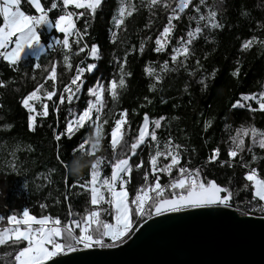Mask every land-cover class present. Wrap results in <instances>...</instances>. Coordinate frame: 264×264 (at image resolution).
<instances>
[{"label":"snow or ice","instance_id":"1","mask_svg":"<svg viewBox=\"0 0 264 264\" xmlns=\"http://www.w3.org/2000/svg\"><path fill=\"white\" fill-rule=\"evenodd\" d=\"M106 2L107 0H27V4L35 9L36 14L22 10V0H3L0 4V17L3 18L0 24V58L12 72L21 70V61L26 53L44 52L43 29H48L54 34V41L48 43L47 48L55 50L59 45L65 69L71 72L75 68L69 82L64 83L60 80L62 73L57 72L56 62L49 61L50 68H44L41 64L35 65V68H43L47 75L44 78L45 83H38L34 90L20 100L21 107L28 113V130L35 132L38 126L37 117L47 118L50 109L58 116L62 105H71L75 100H79V93L89 79L85 73L93 74L94 80L87 86L86 92L88 97L94 99H86V106L80 111L69 107L67 112L70 119L65 120L62 130L53 129V137L56 141H61L62 137L71 140L76 131L85 129L89 133L88 137L78 148H74L73 152L84 151L85 145L90 144L91 151L87 154L95 157L90 166V179H84L83 183L78 185L90 193L83 212H74L72 204L69 203L67 215L63 219L44 214L37 217L30 214L27 208L22 214L10 211L9 214L0 215V222H6L0 225V248L4 250L0 255L2 264H64L58 257L65 252H75L78 248H113L124 244L131 238L136 226L144 222L146 217L151 219L153 216L189 209H233L238 193L231 187L232 178L229 177L228 183L223 185L215 178H209L205 170L208 165L213 164L219 168L234 169L238 166L245 169L243 180L246 183L243 184L242 190L251 189V198L245 197V207L238 210L245 216L255 211L264 213V175L258 168L260 162L264 161V156L253 152L256 147L264 150V130L252 125L241 126L235 130V136H229L231 144L226 151L227 159L221 158V149L217 145L211 150L207 160L196 167L191 162L181 164V145L174 143L171 136L165 139L161 146V138L156 130L162 128L161 121L165 120L164 116L150 120L149 114L144 113L142 123L137 129H132L127 109L119 112V118L113 117V109L103 112L109 102L106 96L111 98L115 106L121 90L127 86L126 77L132 76L131 71L126 70L127 53L117 62L118 78L113 76L106 83L102 82L101 77L94 76V70L98 68L96 63L85 64L88 57L93 60L101 58L97 43L92 42L89 46L84 38L88 36V29L98 14L103 12ZM141 5L150 14L155 13L157 9H163L166 13V23L156 35L155 47L152 49L156 53H170V61L165 60L160 65L162 73L176 71L179 67L187 71L191 67L187 61L194 57L190 46L196 37L206 29L225 28L221 19L226 11V0H141ZM54 10L56 14L52 17L50 13ZM139 10L140 7L133 3V0H120L118 16L112 17L114 27L121 28L126 17H132ZM240 15H250L243 3L240 5ZM81 20L82 26L78 27ZM193 21L196 25L194 30L191 29ZM150 24L151 21L145 27ZM259 27L264 29V23ZM185 29L187 38L182 34ZM174 30L181 32V35L173 46ZM55 34H62V38ZM111 40L113 43L117 41L116 32H112ZM254 43L264 48V39L253 35L243 41L241 51L251 49ZM73 45L76 46L75 49ZM145 47L146 41L142 40L139 45L141 53ZM81 53H85V56H81ZM73 57L79 59L75 65L72 63ZM170 62L177 67L170 68ZM195 64L197 68L189 72L190 76L203 69L200 59H196ZM144 71L149 76H155L156 83H160L162 77L155 74L153 68H145ZM216 75L217 69H213L197 83L201 85L202 90H206L209 87L208 79L214 82ZM230 75L239 78L241 68H234ZM48 81H51L50 90L45 87ZM8 86L7 80L0 79V89H7ZM155 87V84H150L149 91L155 90ZM261 88L264 89V83ZM144 99L148 100V97ZM250 101H255L258 107H253ZM36 102H39V109L35 106ZM148 102L151 103L150 100ZM230 107L236 110L246 109L250 113H264V90L259 93H242ZM0 108H3L2 104ZM133 113L135 114V110ZM105 125L110 126V133L106 131ZM203 125L204 131H207L212 126V120H204ZM11 128V124L3 125L5 132H10ZM225 128L229 126L225 125ZM106 135H110L108 144L112 155L109 162L105 163V167L110 163V175L102 176V160L96 157V152L100 150ZM245 137L251 139L250 144H246ZM21 150L20 145L16 144L10 154L15 157L16 152ZM144 154L147 159H144ZM246 155H250L251 159H245ZM55 159L60 165H64L59 153ZM9 163L12 172L17 171L15 163ZM79 167L77 161L73 171H78ZM133 169L136 170L135 177L132 175ZM162 176L168 177L166 183L161 182ZM133 179L137 180L136 185H133ZM67 180L68 177H65L66 182ZM72 187L76 185L66 183V188ZM69 195L79 196L80 193L66 191L65 202L69 200ZM40 208L45 209L46 205L40 204Z\"/></svg>","mask_w":264,"mask_h":264},{"label":"trees","instance_id":"2","mask_svg":"<svg viewBox=\"0 0 264 264\" xmlns=\"http://www.w3.org/2000/svg\"><path fill=\"white\" fill-rule=\"evenodd\" d=\"M133 3L140 7L139 12L134 13L132 17H126L124 25L117 29L114 27L112 17L118 14L120 0H107L103 12L98 14L88 29V36L84 38L89 46L95 42L101 50L99 60L88 57L85 64L96 63L98 68L94 70V76L101 77L104 83L113 76L118 78L117 62L127 53L126 70L131 71L132 76L126 77L127 86L121 90L115 106L111 98L106 96L109 102L103 112L113 109V117L119 118V112L127 109L132 129H137L142 123L144 113L149 114L150 120L164 116L165 120L161 121L162 128L156 130L161 138V146L164 140L171 136L174 143L181 145L180 151L183 153L181 164L191 162L196 167L207 160L211 150L217 145L221 149V158L227 159L226 151L231 144L229 136H234L235 130L241 126L252 125L259 130H264V113L259 111L250 113L246 109L236 110L230 107L240 94L255 93L262 89L261 84L264 83V48L254 43L251 49L241 51L243 41L253 35L258 39H264V29L259 27L261 23H264V0H226V11L221 19L225 28L206 29L196 37L190 46L194 51V57L187 61L191 65L187 71L179 67L176 71L163 73L160 71V65L165 60L170 61V53L167 55L156 53L152 49L155 47L156 35L162 31V26L166 23V13L163 9H157L155 13L150 14L141 5V0H133ZM241 3L250 11L249 16L240 15ZM21 8L29 14H36L35 9L27 4V0H22ZM55 14L54 10L50 16L54 17ZM149 21H151L150 26L145 27ZM2 22L3 19L0 17V24ZM80 26H82V20L78 22V27ZM195 26L193 21L191 29L194 30ZM186 31L187 29L182 33L185 38H187ZM112 32L117 34L115 43L111 40ZM174 32L173 46L181 35L179 31L174 30ZM55 36L62 38V34H55ZM148 37L152 39L149 40ZM142 40L146 41L143 53L139 50ZM53 41V32L43 29L44 52L39 59L29 55L23 57L19 72H12L6 66V62L0 58V79L9 82L7 89H0V104L3 105V108H0V215L9 214L10 211L22 214L27 208L30 214L37 217L44 214L52 217L59 216L63 219L67 215L69 203L72 204L74 212H83L85 201L90 197V193L85 192L78 185L83 183L84 179H90V166L95 157L87 154L89 152L87 144L84 151L73 152V149L78 148L89 133L85 129H80L71 140L62 137L61 141H56L53 137V129L62 130L65 127V120L70 119L67 112L69 107L80 111L86 106V88L93 82V74L85 73L89 79L79 93V100H75L71 105L67 103L62 105L58 116L50 109L47 118L37 117L38 126L35 132L28 130V113L20 104L21 98L34 90L38 83H45L44 78L47 73L43 71V68H35L36 64L50 68L49 61L56 62L57 72L62 73L60 80L64 83H68L70 76L74 74L75 68L71 72L65 69L59 45L55 50L47 48V44ZM75 47L73 45V49ZM80 55L85 56V53ZM196 59H200L203 69L197 70L194 76H190L189 72L197 68ZM78 62L77 57L72 58L73 65ZM169 67L177 66L170 62ZM236 67L241 68L239 78L230 75ZM145 68H153L155 74L162 77L160 83H156L155 76H149L144 71ZM213 69H217L214 82L209 78L207 81L209 87L202 90L197 81L206 77ZM150 84L156 85L155 90L149 91ZM186 85L187 90H185ZM45 87L50 90L51 81H48ZM145 97H148V100H145ZM53 99L55 100L56 97ZM149 100L151 103L148 102ZM249 103L257 107L255 103ZM206 119L212 120V126L204 131L203 121ZM111 123L110 119L109 125ZM4 124L12 125L10 132L3 131ZM109 125L104 127L110 133ZM225 125L229 128L226 129ZM109 140L110 135H106L101 143L102 148L96 152V157L106 153L110 159L112 150L108 144ZM16 144H19L22 150L17 151L13 157L10 153ZM253 152L258 156H264V150L258 147L254 148ZM57 153L60 154L64 165L56 161ZM144 159H147L146 154ZM245 159L250 160V155H246ZM77 161L80 167L74 172L73 167ZM9 162L16 165L17 171L14 173ZM258 168L264 175V161L260 162ZM104 169L107 174L110 173V165ZM205 171L209 178H215L222 185L228 183L229 177L232 178L231 187L238 193L234 199V207L240 206V202L245 201V197L251 198V189L242 190L243 184L246 183L243 180L245 169L238 166L234 169L219 168L213 164L208 165ZM135 174L136 170L133 169V177ZM65 177H68L67 182ZM167 180V176H162V183H166ZM66 183L74 184L76 187L68 189ZM132 183L136 185L137 180L133 179ZM66 191L80 193V195H69V200L65 202ZM40 204H45L46 208L41 209ZM251 215L264 217V213L252 212ZM5 223L0 222V225ZM3 251L0 248V255Z\"/></svg>","mask_w":264,"mask_h":264},{"label":"water","instance_id":"3","mask_svg":"<svg viewBox=\"0 0 264 264\" xmlns=\"http://www.w3.org/2000/svg\"><path fill=\"white\" fill-rule=\"evenodd\" d=\"M58 259L64 264H264V217L214 208L166 213L146 219L117 247L65 252Z\"/></svg>","mask_w":264,"mask_h":264},{"label":"rangeland","instance_id":"4","mask_svg":"<svg viewBox=\"0 0 264 264\" xmlns=\"http://www.w3.org/2000/svg\"><path fill=\"white\" fill-rule=\"evenodd\" d=\"M3 3V0H0V4H2ZM117 16H118V14H117ZM3 19V18H2ZM48 30V29H47ZM43 52H28V53H26L23 57H25V56H34V57H38V56H40L41 54H42ZM90 59H91V57H89ZM103 82V81H102ZM261 90H264V89H261ZM261 90H259V91H261ZM259 91H257V92H255V93H259ZM87 99H94V98H92V97H88L87 96ZM250 102H253V103H255V101H250ZM35 106L37 107V109H39V107H40V105H39V102H36V104H35ZM258 107V106H257ZM236 135V132H235V134H234V136ZM245 142H246V144H250L251 143V139L249 138V137H245ZM87 146H88V149H89V151H91V145L90 144H87ZM102 147H100V149H101ZM111 157V156H110ZM99 158H101V160H102V163H101V175L103 176V175H110V173L109 174H107L106 173V171H105V163H107L110 159L106 156V153H104L101 157H99ZM130 163H131V161H130ZM110 165V164H109ZM245 207V203H244V200H242L241 202H240V206H238V207H234L233 209H235L236 211H238L239 213H241L238 209H243ZM256 213H258V214H262V212H260V211H255ZM145 219H147V217L145 218ZM141 223H143V222H141ZM6 224V223H5ZM1 225H3V224H1ZM140 225V224H139ZM138 225V226H139ZM138 226H136V229L138 228ZM135 229V230H136Z\"/></svg>","mask_w":264,"mask_h":264},{"label":"built area","instance_id":"5","mask_svg":"<svg viewBox=\"0 0 264 264\" xmlns=\"http://www.w3.org/2000/svg\"><path fill=\"white\" fill-rule=\"evenodd\" d=\"M97 248H99V247H97ZM100 249H105V248H100ZM77 250H84L83 248H78Z\"/></svg>","mask_w":264,"mask_h":264},{"label":"bare ground","instance_id":"6","mask_svg":"<svg viewBox=\"0 0 264 264\" xmlns=\"http://www.w3.org/2000/svg\"><path fill=\"white\" fill-rule=\"evenodd\" d=\"M236 211V210H235ZM237 212V211H236Z\"/></svg>","mask_w":264,"mask_h":264}]
</instances>
